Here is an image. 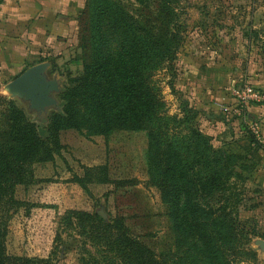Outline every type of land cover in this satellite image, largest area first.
Here are the masks:
<instances>
[{
    "label": "rangeland",
    "instance_id": "1",
    "mask_svg": "<svg viewBox=\"0 0 264 264\" xmlns=\"http://www.w3.org/2000/svg\"><path fill=\"white\" fill-rule=\"evenodd\" d=\"M117 1L132 14L144 9L136 0ZM157 2L151 1V12ZM172 4L182 40L173 69L158 71L154 79L169 115L182 117L185 104L196 113L190 126L207 136L215 149L237 158V169L246 177L241 193L248 200L238 217L251 239L238 264H264V251L255 244L264 240V0ZM83 11L66 36L73 42L60 41L59 48L27 59L20 74L49 62L48 77L57 78L61 89L75 85L73 80L84 76ZM1 64L0 97L11 99L5 86L16 75ZM244 87H252L259 99L243 102L236 92ZM56 97L62 101L60 93ZM11 100L29 121L46 118L30 110L28 103ZM8 109L0 100V119ZM52 112L49 109L47 117ZM89 127L85 123L81 130L62 131V149L52 160L35 158L20 178L12 176L4 183L13 184L0 201V226L7 231L9 254L50 259L52 264H82V238L65 223L69 211L98 213L105 220L123 217L131 233L157 254L174 249L168 207L149 184L147 131L117 129L106 136Z\"/></svg>",
    "mask_w": 264,
    "mask_h": 264
},
{
    "label": "trees",
    "instance_id": "2",
    "mask_svg": "<svg viewBox=\"0 0 264 264\" xmlns=\"http://www.w3.org/2000/svg\"><path fill=\"white\" fill-rule=\"evenodd\" d=\"M136 1L144 7L136 10L138 16L117 0H86L84 76L61 89L60 110L39 114L46 118L35 123L13 100L0 97L9 105L0 119V201L13 186L4 183L20 178L26 164L35 158L50 161L60 152L64 130H81L85 123L106 136L117 129L144 130L149 184L168 207L175 247L157 254L131 233L123 217L105 220L98 213L69 211L65 223L82 238V264L241 263L251 241L238 217L248 204L241 193L246 177L234 155L215 149L190 126L196 113L185 104L182 117L168 114L154 78L173 69L180 25L174 23L172 0H157L152 12V0ZM6 237L0 226V264H52L9 254Z\"/></svg>",
    "mask_w": 264,
    "mask_h": 264
},
{
    "label": "crops",
    "instance_id": "3",
    "mask_svg": "<svg viewBox=\"0 0 264 264\" xmlns=\"http://www.w3.org/2000/svg\"><path fill=\"white\" fill-rule=\"evenodd\" d=\"M85 3L86 0H2L0 63L3 68L17 72L27 59H34L48 48H59L60 41L73 42L66 36Z\"/></svg>",
    "mask_w": 264,
    "mask_h": 264
},
{
    "label": "water",
    "instance_id": "4",
    "mask_svg": "<svg viewBox=\"0 0 264 264\" xmlns=\"http://www.w3.org/2000/svg\"><path fill=\"white\" fill-rule=\"evenodd\" d=\"M50 66L49 62H43L28 68L8 83L5 91L11 99L28 103L29 109L38 114L49 109L60 110L56 95L60 93L61 86L57 78L48 77ZM255 244L264 251V240H257Z\"/></svg>",
    "mask_w": 264,
    "mask_h": 264
},
{
    "label": "built area",
    "instance_id": "5",
    "mask_svg": "<svg viewBox=\"0 0 264 264\" xmlns=\"http://www.w3.org/2000/svg\"><path fill=\"white\" fill-rule=\"evenodd\" d=\"M1 1L2 0H0V7H1ZM236 95L245 103L248 102L249 100L259 99L258 94L252 87H244V89L237 91Z\"/></svg>",
    "mask_w": 264,
    "mask_h": 264
}]
</instances>
